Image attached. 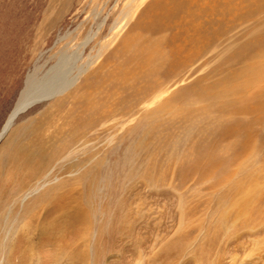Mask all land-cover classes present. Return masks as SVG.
Wrapping results in <instances>:
<instances>
[{
	"label": "rangeland",
	"instance_id": "374dc122",
	"mask_svg": "<svg viewBox=\"0 0 264 264\" xmlns=\"http://www.w3.org/2000/svg\"><path fill=\"white\" fill-rule=\"evenodd\" d=\"M62 55L0 137V264H264V0H0V135Z\"/></svg>",
	"mask_w": 264,
	"mask_h": 264
},
{
	"label": "bare ground",
	"instance_id": "6f19581e",
	"mask_svg": "<svg viewBox=\"0 0 264 264\" xmlns=\"http://www.w3.org/2000/svg\"><path fill=\"white\" fill-rule=\"evenodd\" d=\"M77 60L76 56H68L65 57V55H62V57L58 60V63H56L53 67H51L49 69V71L47 72V74L42 77L41 79L39 78L38 80H34V79H29L27 81V86L26 89L24 90V92L21 94V98L19 99V102L14 110L13 115H11L7 126H5V128L2 131V135H0V137L3 136V134L6 132V130L8 129V127L10 126V124L12 123L14 117L16 116V114L20 111H23L24 109H27L28 106H30L32 103L34 102H38L41 101L44 98H47L48 96H50L52 93L57 92L59 90H61L63 88V86L67 83V79L69 77V75L71 74L72 70H73V63L74 61ZM30 87L29 91H27V89ZM93 105V102H92ZM91 106V104H90ZM94 107V106H93ZM90 108V107H89ZM92 108V106H91ZM91 110V109H90ZM89 110V111H90ZM7 123V122H6ZM30 126V125H29ZM43 136V135H42ZM50 138V137H49ZM26 140V139H25ZM33 143V142H32ZM36 143V142H34ZM46 145V144H45ZM45 145H41V146H33V147H22L21 151L27 153L33 160V162L36 160L35 158L39 159V163L45 165ZM27 146V145H26ZM12 148V147H11ZM10 150H13V148ZM13 156L15 155L14 153L12 154ZM8 156V155H7ZM26 156V155H25ZM36 156V157H35ZM61 156V155H60ZM43 157V158H42ZM25 159V158H24ZM3 161V160H2ZM1 162V161H0ZM38 161H36V164ZM8 163V162H7ZM35 164V163H34ZM47 165V164H46ZM18 166V165H17ZM24 166V165H23ZM34 166V165H32ZM42 166V165H41ZM38 168V167H37ZM30 169H33L30 168ZM4 170V169H3ZM36 170V169H35ZM20 172L21 169H14L12 171V174H15L16 172ZM42 171V170H41ZM40 172V171H39ZM31 174V173H30ZM33 174V173H32ZM35 176V175H34ZM32 184V183H31ZM14 187V185H13ZM7 188V187H6ZM33 189V188H32ZM27 190V189H26ZM35 191V190H34ZM30 192V191H29ZM32 193V192H31ZM13 195V194H12ZM7 196V195H6ZM5 197V196H4ZM2 198V197H0ZM1 202V201H0ZM6 202V200H5ZM8 203V201H7ZM40 203V202H39ZM55 204V203H54ZM43 206V205H42ZM40 207V206H39ZM49 207V206H48ZM57 207V206H55ZM57 211V210H56ZM31 212V211H30ZM34 212V211H33ZM28 214V213H27ZM24 214H22L23 216ZM37 215V214H36ZM21 216V218H22ZM39 216V215H38ZM1 217V216H0ZM32 217V216H31ZM6 218V216H5ZM38 218V217H37ZM8 219V218H7ZM30 220V219H29ZM1 221V220H0ZM7 221V220H6ZM12 221V220H11ZM18 221V220H17ZM21 221V220H20ZM36 221V220H35ZM40 222V221H39ZM84 222V220H83ZM87 222V221H86ZM6 223V222H5ZM9 223L10 222L9 220ZM8 223V224H9ZM20 224V223H18ZM3 225V224H1ZM0 225V226H1ZM22 225V224H21ZM26 225V224H25ZM83 225V224H82ZM14 226V225H13ZM18 226V225H17ZM20 226V225H19ZM28 226V224H27ZM24 227V226H23ZM41 227V226H40ZM83 227V226H82ZM90 229V228H89ZM1 232V231H0ZM4 233V232H3ZM18 233V231H17ZM22 233V232H21ZM24 233V232H23ZM22 233V234H23ZM57 233V232H56ZM8 234V233H7ZM6 234V235H7ZM26 234V233H24ZM15 236V235H14ZM56 236V235H55ZM82 236V235H81ZM24 237V236H22ZM84 238V237H83ZM86 238V237H85ZM78 239V238H77ZM16 240V239H14ZM88 240V239H87ZM18 241V240H17ZM52 241V240H51ZM54 241V240H53ZM80 242V241H79ZM64 243V242H63ZM77 243V242H76ZM73 246V245H72ZM79 247V246H77ZM69 249V247L67 248ZM69 251V250H68ZM67 252V251H66ZM68 253V252H67ZM34 254V253H33ZM73 254V252H72ZM84 255V254H83ZM81 256V255H79ZM34 257V256H33ZM74 257V256H73ZM76 257V256H75ZM83 257V256H82ZM78 258V257H77ZM34 260V259H33ZM78 260V259H77ZM25 261H27L25 259Z\"/></svg>",
	"mask_w": 264,
	"mask_h": 264
},
{
	"label": "water",
	"instance_id": "95a60500",
	"mask_svg": "<svg viewBox=\"0 0 264 264\" xmlns=\"http://www.w3.org/2000/svg\"><path fill=\"white\" fill-rule=\"evenodd\" d=\"M46 74H47V73H46ZM28 79L38 80V78L35 77V76H30ZM26 83H27V82H26ZM30 87H31V86H29V88L27 89V91H29ZM25 89H26V87H25ZM23 91H24V90H23ZM42 100H43V99H42ZM42 100H41V101H42ZM41 101L34 102V103H32L30 106L35 105V104H37V103H39V102H41ZM30 106H29V107H30ZM29 107H28V108H29ZM28 108H27V109H28ZM25 110H26V109H25ZM21 112H22V111H21ZM19 113H20V112H19ZM19 113H17L16 116H17Z\"/></svg>",
	"mask_w": 264,
	"mask_h": 264
}]
</instances>
